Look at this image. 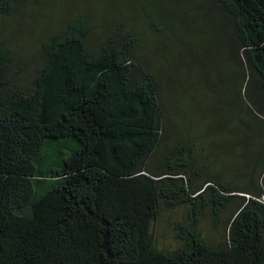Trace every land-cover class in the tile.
<instances>
[{"label":"trees","instance_id":"trees-1","mask_svg":"<svg viewBox=\"0 0 264 264\" xmlns=\"http://www.w3.org/2000/svg\"><path fill=\"white\" fill-rule=\"evenodd\" d=\"M43 1L0 0V19ZM61 1L79 9L39 32L33 71L0 34V264H264V0ZM151 38L163 45L141 54ZM213 40L202 115L229 134L222 149L180 91Z\"/></svg>","mask_w":264,"mask_h":264},{"label":"rangeland","instance_id":"rangeland-1","mask_svg":"<svg viewBox=\"0 0 264 264\" xmlns=\"http://www.w3.org/2000/svg\"><path fill=\"white\" fill-rule=\"evenodd\" d=\"M99 2H101V0H99ZM77 8H78L77 5L74 3L72 5L71 4L68 5L62 2L61 0H59V3L57 5L52 6L50 0H45L43 1V4H41L39 8L33 9L27 17L20 16L15 20H8V21L0 19V34L5 36L7 34L12 35L13 33H17V37L13 40V42L16 45H25L24 50L25 53L27 52L26 57L29 64V69L30 71H33L39 61L38 53H37L39 40L36 41V38H38V35H40L39 32L44 31V33H47L49 31H54L57 28L58 24H61V22L65 20V14L68 12L69 15H71L75 11H77ZM100 8H102L101 5ZM93 9L94 7L92 8V12H94ZM179 10L180 13L183 12V9H179ZM71 11L73 13H71ZM185 14H187V10H185ZM48 17H50V19H48ZM216 17L218 21L221 22L223 21V17L219 12L216 13ZM46 18L49 21H46ZM48 29L50 30L47 31ZM23 35H27V39L24 38ZM194 36L195 33L191 35V38ZM8 37L11 41V36ZM174 38L175 37H173V39ZM173 43L177 45V50L179 55L178 64L179 65L189 64L188 58L191 55L192 52L191 50H193L192 47H189L188 49L189 51L188 58L183 59L181 57V54L185 52L182 53L183 51L182 39L175 38ZM212 43L213 45L210 53H205L206 51L204 50V52L198 54L199 48L195 47L196 51L194 53V60L192 67L189 68L187 66H183L184 70L192 77L191 81L184 80L182 84L184 89H182L183 91L182 90L180 91L184 98L183 105L187 108L188 111L192 112V113L189 112V115L191 118H193L192 121L195 122L196 128L198 130L203 131L202 136H206L207 144L212 146H218L220 149H222L224 142H227V144L229 143V134L226 132V129H222L219 126L215 125L211 113L208 115L206 114L202 115L203 114L202 111L205 110L207 106L209 108L211 105V101L209 100L210 103L207 105L205 99H209L210 95L213 96L212 93L209 91V89H211L214 85L211 82L210 78L212 74L214 76L219 72V68L217 67L218 66L217 62L214 60L213 57V52H216V50L220 49L221 46L218 48L219 43L217 41L213 40ZM228 43L231 44L230 45L226 44L225 46H222L223 49L229 51V53L231 52L232 55L234 54V52H236L237 53L236 58L237 56L239 58V54L241 56V52L239 53L238 46L237 44L234 43V39L233 38L229 39ZM161 45L163 44H157L156 39L154 42H152V38L150 40H146L145 45L142 48L144 50H142L141 54L143 55L149 54L151 56V53H153L152 50L155 51L156 48ZM170 54L171 53L169 51H166L162 57L166 58V56ZM186 78L188 77L186 76ZM201 80L203 81L201 82ZM227 90L228 88L226 89V91ZM226 91L220 92L219 96L221 97L223 93ZM198 97L200 98V101ZM235 141H238L237 135L235 137ZM217 162L218 159H216L215 165L217 164ZM228 163L221 162L222 165H225L227 168H229L230 163L229 164ZM235 164L240 169V172L244 173L246 171L244 164L242 165L239 162H235ZM222 165L219 166V169H224ZM237 182L244 183L245 180L239 179L237 180ZM212 225H213L212 221H206L203 224L204 233L206 236H209L212 239L219 241L221 239V235H220L221 231L216 230L215 228L212 227ZM159 232L163 233L164 230L160 228ZM173 235H174L173 232L168 229L167 233L164 234V236H160L159 239L163 245H173L175 243L173 239Z\"/></svg>","mask_w":264,"mask_h":264}]
</instances>
